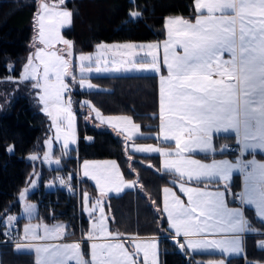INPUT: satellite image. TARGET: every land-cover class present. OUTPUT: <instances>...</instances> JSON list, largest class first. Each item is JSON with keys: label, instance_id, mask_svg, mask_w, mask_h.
<instances>
[{"label": "snow or ice", "instance_id": "snow-or-ice-1", "mask_svg": "<svg viewBox=\"0 0 264 264\" xmlns=\"http://www.w3.org/2000/svg\"><path fill=\"white\" fill-rule=\"evenodd\" d=\"M65 0H59L63 5ZM40 10L44 15L38 16V39L44 48L37 47L34 54L28 58L22 72L23 80H34L33 88H40L43 95L40 100L44 104L47 115L53 118L55 124L58 120L63 122L64 114L68 115V126H72V113L70 107L65 105L64 92L68 85L64 77L69 75L70 61L65 59L58 51H47L57 42H63L68 48H72L71 41L60 35V28L70 25L73 13L57 7H50L47 3H41ZM195 10L198 13L195 23L182 18L169 19L165 23L168 29L169 39L164 42V64L168 69V76L161 77V81L167 82V86L160 89L161 124L160 134L165 141L174 140L176 151L165 152L159 148L144 149L137 147V152H159L162 156H175L176 159H168L163 162V168L170 174H178L180 179L187 177V181L199 182L215 181L224 183V192L219 190L207 191L199 187L181 188L188 195V204L184 205L179 197L173 194L171 205L165 203L164 211L167 212L170 228L175 230L177 236L182 234L189 238L194 235L216 234L218 232L230 233L227 238L220 240H193L187 239L185 243H179L183 250L185 246L189 250L203 248H219L223 253H239L242 249V233L255 231L249 226L244 216V206H254L256 215L264 222V164L257 163L254 159L244 161L237 158L235 163L228 160H213L212 163H202L200 160L190 158L197 150L202 152H215L213 138L215 135L235 134L239 147L240 157L245 152L257 150L264 152V0H195ZM206 13V14H205ZM130 18H138L141 13L133 11ZM47 17V25L45 24ZM37 37H34V42ZM35 46V43L34 45ZM100 47H103L101 45ZM125 49L145 46L121 45ZM145 57L126 61L132 68L138 70L159 71V62L153 49L159 45L149 44ZM182 49V53L177 51ZM62 51V50H61ZM227 54V58H225ZM133 55H137L133 53ZM147 57H151L149 61ZM39 60L43 65V77H39L37 66L33 61ZM80 71L83 76L85 71L91 72V56L81 55ZM108 69L105 68L104 71ZM119 71V68L112 69ZM100 72L99 67L96 68ZM81 87H85L83 78ZM90 89L92 84H88ZM71 101L69 99L68 105ZM51 109V110H49ZM92 112L103 122L105 118L93 107ZM55 113V115H54ZM131 123L130 117H110ZM133 127H136L133 125ZM67 148V141L65 142ZM229 146L221 148L226 152ZM14 151L13 148L8 149ZM31 160L38 159L33 155ZM48 154H45V159ZM59 163V161H56ZM87 165V162H85ZM114 165V162H113ZM234 170H239L244 175V189L238 194L241 207L228 208L225 203V195L229 188L226 183L231 178ZM85 176H88L86 171ZM96 179V177H93ZM63 184V179L60 180ZM99 185V180H97ZM134 185H127L133 187ZM207 187V185H206ZM165 193L171 189L164 188ZM21 197L25 193L22 192ZM87 205L88 197H84ZM28 206L25 211L31 215ZM95 209L96 205H92ZM87 210V207L85 208ZM102 211V210H101ZM103 215V211H102ZM15 217H8L7 222L14 221ZM10 228V223H8ZM100 231H104V220H99ZM39 227V226H37ZM62 226L55 228L44 227L45 237H40L31 226L25 227V235L33 233L34 239H45L53 231H58ZM8 233L5 232L4 235ZM109 235H115L109 233ZM92 236H89L91 239ZM258 246L264 247V242ZM17 250L32 245L17 244ZM101 248L104 255L98 264H138L131 255L122 249L120 243L93 244L92 248ZM155 247L154 242L147 244L142 250L144 264H148L147 258L150 250ZM79 244L53 246H36L38 254L37 264H67V258L76 259V264H88L81 258L68 256L72 249H78ZM141 251V246H136V255ZM41 254H43L41 256ZM92 264H97L93 253ZM219 264H224L220 261Z\"/></svg>", "mask_w": 264, "mask_h": 264}, {"label": "trees", "instance_id": "trees-1", "mask_svg": "<svg viewBox=\"0 0 264 264\" xmlns=\"http://www.w3.org/2000/svg\"><path fill=\"white\" fill-rule=\"evenodd\" d=\"M71 8L72 22L63 30L73 40L75 50H90L98 41L143 40L159 38L163 34V20L167 13H193V0H65ZM39 0H0V264H36L34 253L17 250L14 242L6 241L4 217L20 209L18 193L29 180L37 162L29 159L30 151H42L43 136L48 131V117L42 111L32 80L20 78L22 66L32 48L35 18ZM132 9L141 15L130 18ZM97 88L81 89L73 81L72 103L77 117L78 141L61 164L42 166L40 183L29 193L37 201V218L63 221L73 234L85 230L88 219L80 207L78 191L65 185L47 188L43 180L49 173H60L79 179L80 191L96 193L95 185L86 178H78L77 162L82 158L114 157L126 178L134 181L119 193L110 194L105 202L109 213V229L121 235L159 236L160 264H207L206 259L219 252L181 249L171 237L167 219L160 208L161 187L176 174L160 166L159 153L137 152L129 149L128 139L91 120L89 107L82 102L90 98L102 111L129 113L142 128L137 141L156 140L159 123L158 76L155 72L95 74ZM72 82V80H70ZM215 152H200L203 156L236 153V136L215 135ZM223 145L229 146L221 152ZM14 151L9 152L8 149ZM254 155L264 158V153ZM247 155V154H246ZM233 190L239 177L233 176ZM244 212L250 225L259 232L245 235L244 254L230 255L226 264H259L264 261V222L251 206Z\"/></svg>", "mask_w": 264, "mask_h": 264}, {"label": "crops", "instance_id": "crops-1", "mask_svg": "<svg viewBox=\"0 0 264 264\" xmlns=\"http://www.w3.org/2000/svg\"><path fill=\"white\" fill-rule=\"evenodd\" d=\"M58 1L59 0H39V6H40V3H47L50 7H52L54 5H60ZM193 10L194 11L191 15H184L181 13H167L164 16V20H163V34H162V36H160L159 38L138 40V41H141L140 42L141 44H134L137 46L138 45L139 46L140 45L145 46V48L141 52V55H140L141 57L146 56V53L148 51V49L146 47L147 45H149V44L159 45L158 49H153V52L156 54V56L158 58L159 71H147V72H155V73H157V76H158L159 123H158V128L155 131V135L157 137L156 140H153V141H151V140H149V141H147V140L146 141H137V140H134L133 137L137 136L139 134H142V128L140 127L138 122H136L135 120H134V122H132L133 125L136 126V127H133L135 130L133 134H131V133L125 134L126 132H125V130H123L124 127L122 126L123 123L121 120L114 122V124H115L114 128L115 129L114 128H110V129H112L118 133H122L124 137L126 136L128 138V147H129V149H131L133 151H136L137 147L144 148V149H149V147L159 148L165 152H168V151L175 152L176 151L175 141L174 140L165 141L163 139V136L160 134V124H161V110H160L161 94H160V89L162 86H164V87L167 86V82L166 81L162 82L161 77L162 76L163 77L168 76V69H167L166 65L164 64V42L169 39L168 29H166L165 23L167 20L174 19L177 17L182 18L184 20H188L192 23H195L196 17L198 15V13L195 10V0H193ZM68 26L69 25L63 27L62 30H64ZM60 30H61V28H60ZM37 33H38V30L35 31L34 36H33V38L37 37V39L35 40V42L33 41L32 48L28 52L27 58H26L23 66H22V69L20 72L21 78H22V72H23L24 65L28 62L29 56L36 52L37 47L44 48V45L39 43ZM68 39H70V38H68ZM103 41L104 42L98 41L94 45V48L97 47L98 45H101V43H102V45L107 47L109 51L110 50L113 51L112 54L115 55L116 60L123 61V59H121V57H125L124 54L122 53V52H124L125 48H121L119 46L127 45V43H131V42H126V41H131V40H108V41L103 40ZM34 43H35V46H33ZM57 43H55L51 49H45V52L56 50V51H58L59 54L63 55L62 52L60 51V49L58 48ZM111 45H113V46H111ZM177 51L182 53V49L177 48ZM132 54H133V52H132ZM131 56L132 55L129 53V56H128L129 61L131 60L130 59ZM225 58H227V54H225ZM147 59L150 61L151 57H147ZM128 60H124V61H128ZM33 63H34V65L37 66V71H38L39 77L41 78L43 76L42 75L43 74V65L40 63L39 60H35V59H34ZM132 72H136V71H131V72L121 71L118 73H132ZM141 72H144V71H141ZM141 72H139V73H141ZM67 78L69 80L73 81V78H71V77L70 78L67 77ZM38 104L40 106L39 101H38ZM40 108H41V106H40ZM120 114H122V113H114L112 115L116 116V115H120ZM107 128H109V127H107ZM77 141H78V137H77ZM236 141H237V138H236ZM213 145H214V148L216 149L217 147H216L215 134H214V138H213ZM223 146H225V145H223ZM230 147L235 148V150H236V153H234L233 155L220 154V155L203 156V155L199 154L200 152H202L199 150L192 152L191 154L185 153V155H190V158H192V159H197V160H200L202 163H209V164L212 163L213 160H218V161L219 160H228L232 163H235L237 158H241L244 161H249V160L254 159L257 163L264 164V158H261V157L254 155L253 152L250 150L245 152L243 157H240V152H239L240 146L237 143H236V145H231ZM143 152L149 153L151 151L149 150V151H143ZM256 152H261V151L257 150ZM156 153H159V152H156ZM262 153H264V152H262ZM159 158H160V166L163 168V162L165 160L176 159L177 157H175L174 155L171 157L162 156L159 153ZM85 162H87V165L85 164ZM113 162H114V165H113ZM86 171L89 173L88 176H85V174H84ZM234 175H237L239 177V186L235 190H233L232 185H231V182H232ZM77 176H78V178H86V179L90 180L95 185L96 190H97L96 193L93 195L87 191L86 192L82 191V194H81L80 207H81L82 212L86 215V217L88 219L87 228L85 230H79L78 234H76V235L68 234L67 233V227L63 221H46V220H43V219L36 217L37 213H38V203H37V201L30 199L28 195L40 183V177H39L37 182H35L33 185H30V187L26 188V190H25L26 194L24 195V197H21L19 195L21 190L19 191V193H18V198L20 201L19 211L11 212L4 217V222H7L8 217H15L18 219V221L20 223L19 236L14 241L15 249H17L16 245L18 243L23 244V245H32V247H22L20 250L32 251L34 253L35 263L37 264L38 254L36 252V246L53 245V246L59 247V246H63V245L79 244V248L70 250L68 253V256H75L77 258H81L83 261H87L88 264H92V261L94 258L93 253H95V258H96L97 264H98L99 260L103 257L104 253H103L102 249L99 247H97L96 249H93L92 248L93 244L101 245V244H108V243H120L122 245V249L126 253L130 254L131 258H133L135 260L137 258L136 253H135L136 252V246L139 244L141 246V251L139 252L140 258H139L138 264H144V255H143L142 249L147 244L154 242L155 247L150 250L147 261H148V264H155V262H158L156 256H158V260H159V236H156V235H144L143 236V235H131V234L121 235V234H118L116 232H112L109 229V213L105 207V202L107 201V198L110 194L121 192L122 190L127 188V185H130V182L132 180V179L126 178L123 175L122 170L118 164V161L114 157H96V158L79 159L78 163H77ZM32 177H33V175L30 176L28 182L31 180ZM56 177L60 178V176H56ZM93 177H96V179H93ZM97 180H99V185L97 183ZM182 183L184 185V188L199 187V188L205 189L207 191H216V190H219L221 192L225 191V189H224V183L225 182L217 183L215 181H204V182L198 183L195 180L188 182L186 176L183 179H180L178 174H176L175 177H171L170 181L168 183H165L161 187V204H160V208L163 211V213L167 219V226L169 227V229L172 232L170 236L177 239L179 241V243H185V245H186L187 239L220 240V239H225L229 235H231L230 233L218 232L216 229L211 230L212 232H214L216 234H207L208 230H206V234L194 235V236L189 237V238L184 237L182 234H180L179 236L176 235L175 230L170 228V221H169L167 212L164 211V207H165V203H168L169 205L172 204L173 194H175L176 197H179L184 205L188 204V195L185 191L182 190V188H181ZM226 183L229 185V187L236 194H239L244 189V175L241 174L239 170H234L231 174L230 180H228ZM132 185H134V181H133ZM206 185H207V187H206ZM166 187L171 189V192L165 193L164 188H166ZM47 188H51V187H47ZM78 192H79V190H78ZM85 195H87V197H88L87 205L85 204V200H84ZM224 199H225V203H226L227 207L230 209L241 207L240 203H234V202L228 201L227 195H225ZM30 201H33V202H30ZM96 203H102L101 206L103 208V210H102L103 215H102V212L98 213V211H97L98 209H96L97 206L95 207V209H93L92 205H96ZM25 204L27 206H30V205L34 206L31 209V215H29V213L25 211V209H26ZM86 207H87V210H85ZM251 207L255 211L254 206H251ZM244 216L246 218L245 212H244ZM100 219L104 220V231L103 232L100 231V226H99V220ZM8 223H6V224H8ZM56 225H60L62 227L58 231H53L52 233L48 234L47 238H45V239H34L32 232H28L27 235H25V227L26 226H31L33 231L36 232V234L38 236L45 237L46 234L44 232V227L46 226L48 228H55ZM37 226H39V227H37ZM249 226L251 229H254L255 231H245L244 233L241 234L242 238H243L242 239V249L243 250L241 252H239L238 254H244V251H245V235L248 233H251V232H259L260 231L256 227H254L250 224H249ZM109 233L115 234V235H109ZM90 235L92 236L91 239H89ZM79 238H81V239H79ZM179 243H178V245H179ZM185 249H188L187 246H185ZM198 250L219 252V253L224 254L219 248H215V247L203 248V249H198ZM227 254L230 256V255H235L237 253H227ZM42 255L43 254H41V256ZM66 259H67V264H76V259H70L67 257H66ZM259 264H264V261H260Z\"/></svg>", "mask_w": 264, "mask_h": 264}, {"label": "rangeland", "instance_id": "rangeland-1", "mask_svg": "<svg viewBox=\"0 0 264 264\" xmlns=\"http://www.w3.org/2000/svg\"><path fill=\"white\" fill-rule=\"evenodd\" d=\"M40 5H41V3H40ZM52 7L64 8V9H66V10L71 12V8L66 6V5H64V4L63 5H54ZM133 11L137 12L136 9H132L131 10V12H133ZM39 15H44L41 12V10H40V6L38 8V12H37L36 18H35V30H34V33H35L36 30H38V16ZM45 24L47 25V17H45ZM63 27H65V26H63ZM63 27H61V30H60L61 36H63V38L66 39V40H70L72 42V44H73V40L71 38L68 39L64 35L63 30H62ZM33 41H34V38L32 37V44H33ZM102 42H104V41H102ZM126 42H131V43H127V44H132V45L141 44L140 43L141 41H138V40H131V41H126ZM101 45H102V43H101ZM101 45H98L94 49L92 48L90 50H75L74 44H73L72 48H68V46L64 45L62 41L57 43V46L60 49V51L62 50L61 52H62L64 58L70 61L69 75L64 77V82L67 85L70 84L71 90L73 89V81L76 82L77 86L79 88H81V89H89L87 87V85L89 83L93 85L92 88H97L99 86V83L92 77V75H95V74H111V73H118V72H121V71H123V72H131V71L141 72V70H138L136 68H132L131 64L126 63V61H124V60H128L129 53L132 55L131 58H130L131 59L130 61L138 59L139 57H141L140 55H141L142 50L139 47L133 48V49H124V52H122V53L124 54L125 57H121V59H123V61H118V60L115 59L116 58L115 55L112 54L113 51H111V50L109 51L108 48L105 47V46L100 47ZM111 46H113V45H111ZM132 52L137 54V55H133ZM81 55L91 56L92 57L91 62H88V61L83 62L85 65H88L90 63L91 64V68H92L91 72L85 71L83 73V76H82L81 71H80L81 61L79 60V57ZM97 67H99L101 69L100 72L96 71ZM105 68H107L108 70L104 71ZM114 68H119L120 70L119 71H114V70H112ZM143 71L147 72V71H155V70L149 69V70H143ZM42 77H41V82H43L42 81ZM67 77L73 78V81L71 82ZM82 78L84 80L85 87H81V79ZM34 83H36V81L32 80V85ZM92 88H90V89H92ZM71 90H70V94H68L66 90L64 92L65 105L70 107V111L72 113V126L69 127L68 126V115H67V113L64 114L63 122H60L58 120L55 124L53 123V118L50 117L49 115H47L46 111L44 110L45 106L40 100V95H43V91L40 88H36V92L35 93H36L37 100L40 103L42 111L48 117V131H46L44 133V136H43V143H44L43 150L40 151V152L39 151H30L27 154L28 158L30 156H33V155L38 157V159L33 160L34 162L38 163V166H36V167L34 166L33 167L32 171H31V174H30V176L33 175V177L31 178V180L26 185H24L22 187L19 195L22 192L25 193L26 188L30 187V185H33L35 182H37L38 178L41 176L42 166L54 167V166L60 165L61 164V156L62 155H66L69 152L70 147L75 146L77 144V137H78L77 117H76V112L74 110L73 103H72ZM38 93L40 95H38ZM69 99L71 101L70 105H68ZM82 102L87 104V106L89 107L91 120L96 125L105 126V127H109V128H114L115 127L114 122L115 121H119V120L113 119L111 121V123L109 124L107 122V118H110V117H130L131 118V123H128L127 121H124V120L121 119V121L123 123L122 126L124 127L123 130H125V132H126L125 134H129V133L133 134L134 133L135 130L133 128V123H132V122H134V119L129 113H122L120 115L113 116L112 114H114V113L111 114V113L102 111L88 97H83L82 98ZM93 107H95L100 112L101 116H103L105 118V120L103 122L101 121L100 118H98L96 116L95 112H92L91 109ZM49 110H51V109H49ZM54 115H55V113H54ZM66 141H67V148H65V142ZM46 153L48 154V158L47 159H45V154ZM56 161H59V163H56ZM56 176H60V178H53V175L48 173L45 176L44 180H43L44 186L45 187H53V186H55L57 184L65 185L67 180H71L72 179L70 177V175L62 177L60 173H57ZM61 179H63V181H64L63 184L60 183ZM130 184L131 185L133 184L132 180H131ZM83 191L86 192L87 190H83ZM87 192H89V191H87ZM78 194H79V196L81 198L82 192L80 191V188H79ZM30 202H33V201H30ZM101 204L102 203H96V206H97L96 209H98L97 210L98 213L102 212L101 210H103ZM27 207L28 206L26 205V208ZM18 236H19V234L17 235L16 239L18 238ZM15 240H13L11 242H14ZM261 241L264 242V239H262ZM228 256L229 255L227 253H224V254L221 253V255H217L215 257L208 258L206 260V262H207V264H219L220 261H223L224 264H226ZM156 257H157V261L158 262H155V264H160V261L158 260V256H156Z\"/></svg>", "mask_w": 264, "mask_h": 264}, {"label": "built area", "instance_id": "built-area-1", "mask_svg": "<svg viewBox=\"0 0 264 264\" xmlns=\"http://www.w3.org/2000/svg\"><path fill=\"white\" fill-rule=\"evenodd\" d=\"M70 84H68V88L66 89L67 93L70 94ZM66 185L72 187V189L74 191H78L80 188V182L79 179H77L76 181L71 180H67L66 181ZM227 199L230 202H234V203H240V201L238 200V194H236L230 187L227 190ZM9 213H7L6 215H8ZM10 223V228L8 226V224L5 226V232H7L8 234L5 237L6 241H13L16 239L17 235L19 234L20 231V223L18 221V219L16 218L14 221L9 222ZM67 233L68 234H73V230L72 229H67ZM81 239V238H79Z\"/></svg>", "mask_w": 264, "mask_h": 264}, {"label": "water", "instance_id": "water-1", "mask_svg": "<svg viewBox=\"0 0 264 264\" xmlns=\"http://www.w3.org/2000/svg\"><path fill=\"white\" fill-rule=\"evenodd\" d=\"M59 2V1H58ZM128 138L125 136V140H127ZM136 253V252H135ZM136 260L139 262V258H140V255L138 254V255H136Z\"/></svg>", "mask_w": 264, "mask_h": 264}]
</instances>
